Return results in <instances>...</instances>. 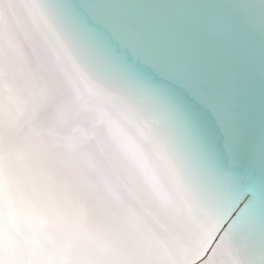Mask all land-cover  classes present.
Returning <instances> with one entry per match:
<instances>
[{"label":"snow or ice","instance_id":"snow-or-ice-1","mask_svg":"<svg viewBox=\"0 0 264 264\" xmlns=\"http://www.w3.org/2000/svg\"><path fill=\"white\" fill-rule=\"evenodd\" d=\"M0 264H264V0H0Z\"/></svg>","mask_w":264,"mask_h":264}]
</instances>
